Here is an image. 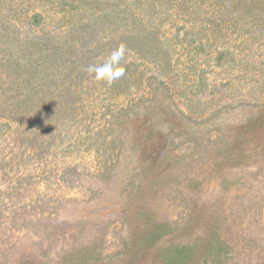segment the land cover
Wrapping results in <instances>:
<instances>
[{
    "label": "rangeland",
    "instance_id": "374dc122",
    "mask_svg": "<svg viewBox=\"0 0 264 264\" xmlns=\"http://www.w3.org/2000/svg\"><path fill=\"white\" fill-rule=\"evenodd\" d=\"M0 264H264V0H0Z\"/></svg>",
    "mask_w": 264,
    "mask_h": 264
},
{
    "label": "clouds",
    "instance_id": "9594fccd",
    "mask_svg": "<svg viewBox=\"0 0 264 264\" xmlns=\"http://www.w3.org/2000/svg\"><path fill=\"white\" fill-rule=\"evenodd\" d=\"M126 46L121 43L114 48L100 64H93L87 68L88 74L96 81L111 85L125 75Z\"/></svg>",
    "mask_w": 264,
    "mask_h": 264
}]
</instances>
